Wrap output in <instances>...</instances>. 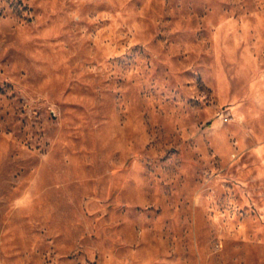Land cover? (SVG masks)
Here are the masks:
<instances>
[{
	"label": "rangeland",
	"instance_id": "374dc122",
	"mask_svg": "<svg viewBox=\"0 0 264 264\" xmlns=\"http://www.w3.org/2000/svg\"><path fill=\"white\" fill-rule=\"evenodd\" d=\"M0 264H264V0H0Z\"/></svg>",
	"mask_w": 264,
	"mask_h": 264
}]
</instances>
